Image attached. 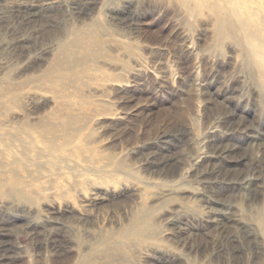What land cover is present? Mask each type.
<instances>
[{"label":"rangeland","instance_id":"rangeland-1","mask_svg":"<svg viewBox=\"0 0 264 264\" xmlns=\"http://www.w3.org/2000/svg\"><path fill=\"white\" fill-rule=\"evenodd\" d=\"M86 1L0 0V131L10 124L36 129L57 112L74 118L68 135L79 137L83 148L125 156V165L97 175L68 162L85 199L51 187L31 200L0 195V264H264V171L258 161L264 149V78L241 54L239 24L230 22L232 35L217 37L210 0L196 7L180 0H95L90 10ZM220 1H234L237 10L225 13L241 15L264 44V0H214ZM31 2L35 15L23 19V6ZM77 32L83 41L95 35L98 43L75 42ZM60 45L67 54H98L85 62L70 60ZM225 145L231 151L222 169L255 172L258 189L241 207L248 227L231 224L220 234L205 221L204 196L226 200L237 196L236 189L206 185L197 174L208 166L207 155ZM198 154L203 156L196 161ZM0 158L7 160L9 152L0 150ZM242 159L241 165L227 164ZM122 183L141 188L142 204L154 208L152 221L166 233L131 250L94 249L99 241L122 240L128 216L121 202L117 222H82L96 227L95 236L45 219L54 215L46 205L69 202L79 209L90 203V187ZM164 185H172L178 197L159 206L154 193ZM165 212L180 229L160 218ZM57 213L61 221L68 219Z\"/></svg>","mask_w":264,"mask_h":264},{"label":"bare ground","instance_id":"bare-ground-1","mask_svg":"<svg viewBox=\"0 0 264 264\" xmlns=\"http://www.w3.org/2000/svg\"><path fill=\"white\" fill-rule=\"evenodd\" d=\"M180 1L183 4L191 1L196 7L206 0ZM94 2L95 0H87L84 4L85 9L90 10L95 4ZM210 2L212 11L216 13V36H231L234 29L230 28L229 23L233 21L237 22L242 31V34L236 37L241 54L244 60L247 63H251L253 68L256 67L260 76L264 78V44L262 39L257 35V30L249 28L241 15L237 14V16L233 15V17H230L225 13L226 10L231 12L237 10V6H234V1L228 6H225L221 1L219 4L214 2V0H210ZM23 7V19H28L35 15L36 5L34 3H26ZM87 36L88 39L83 41L85 39L77 32L74 40L77 43L88 42V45L98 43L95 35L91 34ZM60 52L67 54V48L60 45ZM97 52L93 51L89 53L86 51L81 56H78L74 51H70L67 57L70 60L80 59L82 62H85L89 56L97 55ZM66 73L73 75L74 71L71 68H67ZM64 80H66V76L57 78L56 82L61 84ZM57 114V112L52 114V116H56L54 118L55 121H43L36 129H33L29 124L21 126H12L10 124L6 130L0 131V150H7L9 152L7 160L0 158V195L5 197L17 196L18 198L31 200L36 195L35 193L48 190L51 187L56 188L61 194L76 192L78 197L85 199V196L78 190L80 188L78 186L80 182L79 177L73 175V172H76V170L68 162L80 163L82 169H86L97 175L104 172L110 174L124 167L125 156L113 152L104 153L102 152L103 149L91 150L89 147L83 148L79 137L68 135V129H71L70 125L74 123V118H60ZM58 130L62 131L61 134H58ZM59 139L61 141H58ZM255 141H257V145L261 146L263 144V139L260 136L256 137ZM260 150L262 152L259 155L258 161L262 163L261 167L264 171V149ZM230 151L231 148H227L226 145L220 149L211 151L206 158L209 162L208 166L197 174L206 185L224 186L225 184L228 188L236 189L235 194L237 198L233 195L228 196L226 200L204 196L207 203L205 221L213 223L215 229L220 234L227 233L228 226L231 224L247 225L243 220L241 207L243 203L251 202L254 199L258 189L256 184L257 177L254 175L255 172L252 174L247 172L235 174L237 171L234 172L232 168L231 170L222 169L223 165L221 163L227 158L226 154ZM202 156L198 154L196 161ZM243 161V159L237 162H230L228 160L227 164L229 167H234L235 165H241ZM92 166L94 167L92 168ZM190 170H186L187 173ZM193 171L190 173L193 174L195 172ZM59 179H62V181H59ZM87 179L88 177L83 178L82 182H85ZM221 180L223 184H221ZM89 192L92 197L89 201L90 203L80 206L79 209L73 207L69 202L65 203L61 208L55 203L46 205L48 209L52 210L51 214L54 215L46 216L45 219L54 224H61L70 230H82L83 233L95 236L96 227L94 228L92 225V227L83 226L82 222L87 221L88 223V221L95 220L97 223L103 224L105 221L111 219L117 222L119 217L118 210L116 209L121 206V209L123 208L122 210L126 211V215L128 216L126 223L119 232L122 240L107 245H104L101 241L96 242L97 244H94V249L100 251L122 245L126 250H131L133 246L145 244L147 238L151 236L166 233L165 229L159 230L152 221L155 210L153 207H147L142 204L141 188L137 184L122 183L119 186L106 185L100 188L92 186ZM154 197L158 205L162 206L164 202L166 203L167 200H172V198L175 201V197H178V192L172 185H164V187L154 193ZM122 198H125L123 203ZM117 203L120 206L117 207L116 205H119ZM179 203L186 204L182 201H179ZM33 211L38 210L34 208ZM57 212L67 215L68 219L61 221L58 218L59 215H56L58 214ZM160 218L170 228L174 230L179 228L175 218L171 217L169 212H165ZM97 226L98 229H102L104 225ZM259 227L264 234L263 219L259 222ZM229 237L235 240L236 235L230 233ZM102 246L104 247L102 248Z\"/></svg>","mask_w":264,"mask_h":264}]
</instances>
